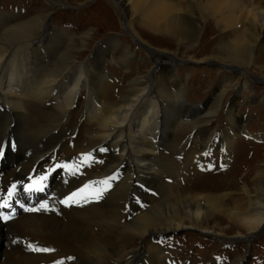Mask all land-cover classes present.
<instances>
[{"label": "bare ground", "instance_id": "6f19581e", "mask_svg": "<svg viewBox=\"0 0 264 264\" xmlns=\"http://www.w3.org/2000/svg\"><path fill=\"white\" fill-rule=\"evenodd\" d=\"M115 1L137 44L155 55L160 54L132 33L137 14L147 28L170 33L182 43L200 40L193 4L184 8L169 0ZM222 5L208 0L201 13L214 16ZM46 10L43 5L26 19L0 15V204L18 185L13 195L14 214L0 209V241H4L0 264H102L108 259L129 264L138 258L166 264V260L161 262L163 251L154 244L156 237L184 230L221 235V229L214 230L209 224L223 222L225 217L246 229L250 241L264 230V182L245 202L228 193L188 192L181 182L191 180L194 156H202L216 136L211 126L226 89L233 86L230 81H220L213 106L193 107L187 103L184 89L176 90L180 85L175 81V58L161 54L149 75H137L120 87L110 82L103 59L79 62L85 47L73 49L74 35L52 27ZM255 14L264 27V9H256ZM42 32L48 34L44 40L38 37ZM88 37L87 33L81 36L83 44ZM247 37L246 45L224 42L216 58L191 60L236 72L252 66L257 49L252 43V27ZM110 43L112 51L102 56L117 60L126 73L131 71L128 62L134 53L117 39ZM145 62L148 65L150 61ZM248 82L243 78L236 93L252 91ZM82 99L86 144L66 152L75 134V110ZM237 105L231 102L228 110L234 122L231 128L243 132L242 121L235 116ZM228 135L230 140L222 146L224 155L236 140L230 132ZM193 142L198 150L191 152L188 144ZM65 165L69 167H61ZM44 176L47 179L40 181ZM168 178L173 179L172 184L166 182ZM104 180L108 185L100 183ZM29 185L42 186L43 191H25ZM98 188L107 189L99 199L95 197ZM147 188L153 192L144 196L149 206L142 208L140 195ZM73 193H79L74 201L61 203ZM42 203H47L48 209H41ZM29 245L53 251L34 252Z\"/></svg>", "mask_w": 264, "mask_h": 264}, {"label": "rangeland", "instance_id": "374dc122", "mask_svg": "<svg viewBox=\"0 0 264 264\" xmlns=\"http://www.w3.org/2000/svg\"><path fill=\"white\" fill-rule=\"evenodd\" d=\"M169 1L184 8H187V5H194L201 28L200 40L195 44L182 43L178 37L170 33L161 34L147 28L139 20L141 15L137 14L132 33L136 34L140 41L149 47L148 49L154 50L160 55H155L137 44L125 24L122 12L115 7V0H0V15L15 14L26 19L38 13L43 5L47 6L46 14L48 13L50 16L49 22L52 27L55 25L59 31L66 29L74 35L76 46L74 45L73 49L85 47L83 57L78 59L79 62L103 59L102 67L110 74V82L120 87L123 81L133 79L137 75H149L152 67H155V64L160 60L161 54L173 57L180 62L176 65L174 59L173 65L177 70L175 81L180 85L176 90L184 89L187 103L193 107L213 106L214 94H218L221 89L220 81H230L233 86L226 89L217 118L211 126L216 132V136L202 156L201 154L194 156L196 160L194 159V165L191 168V180L186 183L183 181L184 179H181V182L183 187L186 186L188 192H197L202 195L228 193L236 201L239 199L245 202L249 200V195H255L257 188L264 182V71H262L264 70V49H262L264 48V27L255 14L256 9L258 11L264 9V0H218L223 5L220 8L221 11L214 16L201 13V6L205 5L208 0ZM223 13L227 15L225 14V17L221 18ZM231 13L233 16L229 18L228 14ZM251 27L255 33L252 43H254L255 49L257 48L255 63L252 66L241 67L236 72L233 70L234 68L228 67L223 70L220 65L195 63L191 60L201 61L216 58L219 49L225 43L235 46L246 45ZM46 33L42 32L38 37L44 40L48 37ZM86 33L89 34V37L87 43L83 44L81 36ZM240 37H242L241 40ZM112 38L120 41L123 46L129 47L130 52L134 53L133 60L128 62L129 70H131L128 73L116 63L117 60L102 56V53L112 51L110 43ZM148 59L150 62L147 65L145 61ZM162 59L166 58L162 57ZM151 62L154 65L151 66ZM161 69L162 67L158 68L159 71ZM243 78L249 81L252 91L242 90L236 93L237 89L241 87ZM116 91L119 94V88ZM83 99L75 110V134L70 139L71 141H68L66 152L69 148L73 151L76 146L82 145L85 141L87 130L81 125L85 108ZM234 101L238 104L234 110L235 116L242 121L240 125H242V129L244 128L243 132L231 128L234 122L230 121L228 110L231 102ZM229 132L235 136L236 140L232 149L225 151L227 154L224 155L222 146L230 140ZM196 143H200V139H197ZM196 143L193 142L192 145L189 143L188 150L191 152L198 150ZM165 153L169 154L168 151ZM177 158L182 159L183 156ZM166 182L172 184L173 179L168 178ZM143 190L139 204L145 208L149 204L145 201L144 196L148 195V192L152 193L153 190L150 188ZM221 217L224 218V215ZM223 220V222L214 220L209 224V227L214 230L221 229V235L218 232L207 235L201 234L197 230H184L171 234V236L169 234L156 237L154 244L163 251L161 262L164 263L166 260V264H190L191 261L194 264H231L235 260H241L242 264H264V230H261L250 241L248 240L250 235L246 229L226 220V217ZM136 243L138 244L139 241L136 240ZM3 245L4 241L2 240L0 241V251L3 249ZM102 264L121 263L115 259H108ZM129 264L154 263L148 259L144 261V259L138 258ZM158 264H160V260Z\"/></svg>", "mask_w": 264, "mask_h": 264}, {"label": "snow or ice", "instance_id": "6c2138e0", "mask_svg": "<svg viewBox=\"0 0 264 264\" xmlns=\"http://www.w3.org/2000/svg\"><path fill=\"white\" fill-rule=\"evenodd\" d=\"M61 167L68 168L69 166L65 165V166H61ZM46 179H47L46 176L40 177V181H43V180H46ZM112 179H115V177H112ZM100 183L103 184V185H108V181L107 180L101 181ZM86 187H88V186H86ZM109 187H110V185H109ZM13 188H15V186H13ZM106 190H107L106 188H98V189H96L95 197L97 199H99L102 196L103 192L106 191ZM25 191H28V192H31V191H43V187L42 186H38L36 188H33L31 185H29V186L25 187ZM80 191L83 192L84 189H81ZM8 195L12 196V195H14V192L10 189ZM78 195H79V193H73L71 196H69L65 200L61 201V203L65 204V205H69V203L74 201V198L77 197ZM76 202H78V201H76ZM7 206H8L7 201L4 204H0V207H7ZM40 208L41 209H48L47 203H42L40 205ZM26 210L27 211H37L38 209H26ZM3 219L7 220L8 217L5 216V217H3ZM29 248L32 251H34V252H50V251H53L52 249L38 248V247H33L32 245H29Z\"/></svg>", "mask_w": 264, "mask_h": 264}]
</instances>
